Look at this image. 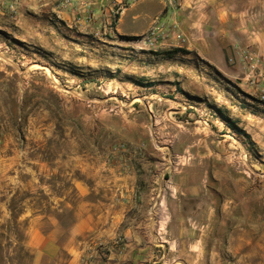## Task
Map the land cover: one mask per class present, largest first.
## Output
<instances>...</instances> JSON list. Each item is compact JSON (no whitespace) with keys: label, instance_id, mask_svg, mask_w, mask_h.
<instances>
[{"label":"rangeland","instance_id":"1","mask_svg":"<svg viewBox=\"0 0 264 264\" xmlns=\"http://www.w3.org/2000/svg\"><path fill=\"white\" fill-rule=\"evenodd\" d=\"M5 1L0 17V264H29L31 253L24 244L29 217L24 212L43 213L44 228L55 220L67 227L73 219L71 202L74 207L80 202L72 182L82 172L80 163L89 168L113 161V150L128 148L129 138L148 143L151 160L167 163L171 170L165 177L184 175L181 168L195 162L203 176L219 178L216 184L211 181L218 187L215 207L220 213L223 207L232 209L228 223L264 224V0H232L231 23L212 18L196 27L209 41L189 38L176 23L185 42L148 46L143 41L146 32L112 41L92 35L66 37L65 30L58 29V47L52 39V13L42 15L34 8L25 13L17 0ZM117 13L115 9L114 16ZM242 16H248V22ZM136 49L148 57L137 62L149 72L136 70L129 55ZM176 53L179 59H170ZM167 60L195 67V87L211 90L208 98L178 85L186 107L174 114L189 120L188 135L208 119L215 139L210 147L199 144V132L193 148L180 152L178 131L170 129L165 116L169 104L150 103L155 88L149 87L165 83L161 78ZM218 109L249 136L228 126ZM198 119L202 121L195 122ZM202 204L210 208L208 201ZM185 205L192 206L190 201ZM54 235L64 243L66 233ZM106 248L104 241L96 242L99 252ZM67 256L59 250L53 264Z\"/></svg>","mask_w":264,"mask_h":264},{"label":"crops","instance_id":"2","mask_svg":"<svg viewBox=\"0 0 264 264\" xmlns=\"http://www.w3.org/2000/svg\"><path fill=\"white\" fill-rule=\"evenodd\" d=\"M6 1L10 4V0ZM231 1L181 0L180 6L173 8L165 0H74L67 7L62 5L63 0H17V6L24 12L34 8L42 15L52 13L56 33L52 39L58 47V29H64L66 37L92 35L114 41L123 35H143L159 15L178 23L189 38L209 41L206 33L199 36L196 27L209 24L212 18L231 23ZM3 2L0 0L1 18L5 15ZM115 9L119 13L114 16ZM242 18L249 20L248 16ZM127 21L133 26H127ZM0 25H4V19ZM192 45L194 41L188 48ZM143 53L129 50L136 70L142 73L149 72V67L137 62L149 60ZM176 54L170 59H179ZM168 62L161 78L165 83L149 87L155 88L150 93V103L169 104L165 116L170 129L178 131L180 152L193 148L199 132V144L210 147L215 139L208 119L203 126L195 125L188 135L185 123L189 120H180L174 114L186 107L182 101L184 92L177 89L178 85L188 93L205 94L208 98L211 90L204 92L195 87L191 80L195 67ZM128 141V148L113 150V161L94 163L89 168L87 163H80L82 172L72 181L80 202L77 207L71 202L73 219L67 227L55 220L51 228H44L43 213L35 209L33 213H23L29 217L28 238L24 242L31 253L29 264H53L61 249L68 256L55 260L56 264H264V224L228 223L232 209L223 207L224 213H220L216 208L218 187L211 181L216 184L219 178H206L200 169L196 170L195 162L181 168L185 169L184 175L165 177L171 168L167 163L162 165L160 158H149L153 149L148 143L130 138ZM186 169H190L188 174ZM185 201H190L192 208L186 207ZM203 201L204 205L208 201L210 208H204ZM61 231L66 233L63 244L54 235ZM98 240L106 243L105 252L96 250Z\"/></svg>","mask_w":264,"mask_h":264},{"label":"built area","instance_id":"3","mask_svg":"<svg viewBox=\"0 0 264 264\" xmlns=\"http://www.w3.org/2000/svg\"><path fill=\"white\" fill-rule=\"evenodd\" d=\"M74 0H63L62 5L64 7L70 6ZM117 1V0H116ZM137 0H127L128 3H134ZM167 4L173 8H177L181 4V0H165ZM119 2V3H123ZM155 23L148 29V31L143 35V41L148 46L158 45L159 43H169L170 40L177 41L179 43L185 42L186 37L179 32L177 29V24L167 25L168 22L162 17H157L154 20Z\"/></svg>","mask_w":264,"mask_h":264},{"label":"trees","instance_id":"4","mask_svg":"<svg viewBox=\"0 0 264 264\" xmlns=\"http://www.w3.org/2000/svg\"><path fill=\"white\" fill-rule=\"evenodd\" d=\"M172 52L173 51H171V53ZM217 111L219 112L221 119L225 123H227L228 126H230L231 128H233V129H235V130H237V131L249 136V134L242 127H240L237 124V122L235 120H233L230 116L226 115L221 109H218Z\"/></svg>","mask_w":264,"mask_h":264}]
</instances>
